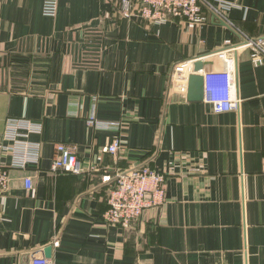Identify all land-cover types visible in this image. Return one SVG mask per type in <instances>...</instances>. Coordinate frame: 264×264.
<instances>
[{"label": "crops", "instance_id": "crops-1", "mask_svg": "<svg viewBox=\"0 0 264 264\" xmlns=\"http://www.w3.org/2000/svg\"><path fill=\"white\" fill-rule=\"evenodd\" d=\"M227 1L234 26L264 35V0ZM41 7L0 0V264H31L48 246L51 264H264V64L249 47L229 52L236 111L188 102L171 83L182 60L223 68L210 55L239 35L208 13L201 24L127 19L119 0H58L54 17ZM92 108L119 125H89ZM9 118L41 125L28 136L37 163L11 167ZM57 143L75 144L79 174L50 170ZM139 165L165 175L163 204L106 223L114 173Z\"/></svg>", "mask_w": 264, "mask_h": 264}, {"label": "built area", "instance_id": "built-area-1", "mask_svg": "<svg viewBox=\"0 0 264 264\" xmlns=\"http://www.w3.org/2000/svg\"><path fill=\"white\" fill-rule=\"evenodd\" d=\"M58 0H42V14L54 17L57 13ZM122 17H133L146 20L153 24H163L170 19H182L195 24L206 20V13L218 21L227 24L239 35L235 42L226 39L221 52L211 54L217 56L224 65L221 69L210 68L200 71L204 78V99L214 113L236 111L239 109L240 98L236 93L234 61L229 52L238 47L250 48V59L255 66L264 64V35L252 38L234 26L227 12L233 4L227 0H119ZM229 53V55L227 54ZM199 58L182 60L174 64L171 83L181 86L182 96H185L188 75L194 71V63ZM202 58H200L201 60ZM94 127L119 125L118 122L99 120L94 108L87 119ZM41 132V125L26 118H9L5 125L3 141L11 156V167L24 168L28 164L37 163L40 159V145L28 139L30 133ZM121 146L120 139L114 138L106 146L107 152L115 154ZM55 155L50 170L79 174L82 171L77 157L75 144H55ZM112 186L107 197V208L103 219L108 224L127 227L139 219L147 210H157L165 200V175L147 165H139L124 171L115 172ZM8 182V170L0 166V188H5ZM25 188L32 187L31 178H24ZM31 264H51L45 256L32 258Z\"/></svg>", "mask_w": 264, "mask_h": 264}, {"label": "water", "instance_id": "water-1", "mask_svg": "<svg viewBox=\"0 0 264 264\" xmlns=\"http://www.w3.org/2000/svg\"><path fill=\"white\" fill-rule=\"evenodd\" d=\"M221 25L232 30L227 24L219 21ZM208 65L202 60L194 63V71L188 75L185 99L188 102H201L204 99V78L200 71L208 69ZM50 255V246L45 249V257Z\"/></svg>", "mask_w": 264, "mask_h": 264}]
</instances>
